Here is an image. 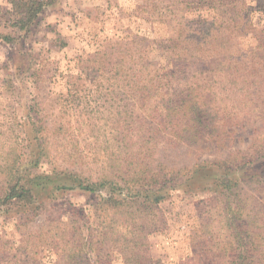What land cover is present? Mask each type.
<instances>
[{
  "label": "rangeland",
  "instance_id": "374dc122",
  "mask_svg": "<svg viewBox=\"0 0 264 264\" xmlns=\"http://www.w3.org/2000/svg\"><path fill=\"white\" fill-rule=\"evenodd\" d=\"M10 12L0 199L31 200L0 204V264H264V0H53L23 35ZM190 98L217 127L195 145L167 109Z\"/></svg>",
  "mask_w": 264,
  "mask_h": 264
},
{
  "label": "trees",
  "instance_id": "16d2710c",
  "mask_svg": "<svg viewBox=\"0 0 264 264\" xmlns=\"http://www.w3.org/2000/svg\"><path fill=\"white\" fill-rule=\"evenodd\" d=\"M52 1L53 0H8V3L11 6V12L9 13V15L12 17V27L15 29V33H17L18 35L27 34L30 31L31 27L34 26V23L41 15L43 9L46 6L50 5ZM219 25L223 26L222 24ZM0 38H2V40H4L5 42L13 41L10 40V37L8 36L0 35ZM210 38L212 39V37ZM203 42L206 43L212 41H207L204 38ZM203 42H201V44H204ZM178 108L180 109L181 113L189 119L187 120L188 124L184 126L185 128L182 130V132L180 131L182 133V138L184 136V139L186 141H189V143L191 142L192 145L196 144L195 140L198 139L200 134H211V131L217 129V127L214 126L213 120L209 118V115H207V107H201L197 102H194L192 98L183 100L178 106H167V109L170 111L168 113V117L170 118L169 123H171L172 121L171 118L172 115H174L173 113L177 114L176 109ZM107 183L109 185V188L112 187V191H115L116 186L113 184V181L111 179H108ZM13 199H26L30 201V190L24 189L22 186L21 188H19V185L16 183V181L13 182L11 180L7 185L5 196L0 199V204L10 202V200ZM125 204V200L121 202L120 200H116L110 197L101 198L98 205L100 208L106 207L108 210H118ZM234 264H241V262L235 261Z\"/></svg>",
  "mask_w": 264,
  "mask_h": 264
}]
</instances>
